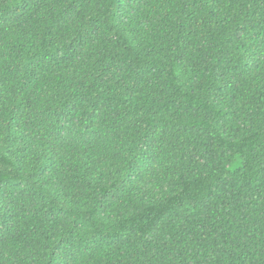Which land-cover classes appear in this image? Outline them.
<instances>
[{
	"label": "trees",
	"instance_id": "obj_1",
	"mask_svg": "<svg viewBox=\"0 0 264 264\" xmlns=\"http://www.w3.org/2000/svg\"><path fill=\"white\" fill-rule=\"evenodd\" d=\"M0 264H264V0H0Z\"/></svg>",
	"mask_w": 264,
	"mask_h": 264
}]
</instances>
